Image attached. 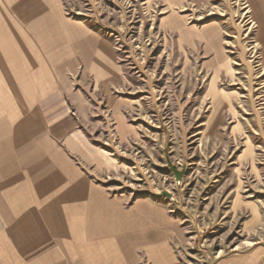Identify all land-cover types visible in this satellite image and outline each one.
<instances>
[{
    "label": "crops",
    "instance_id": "1",
    "mask_svg": "<svg viewBox=\"0 0 264 264\" xmlns=\"http://www.w3.org/2000/svg\"><path fill=\"white\" fill-rule=\"evenodd\" d=\"M66 1L0 0V264H186L172 208L105 180L112 163L90 131L123 123L128 68ZM246 2L264 50V0ZM208 264H264V251Z\"/></svg>",
    "mask_w": 264,
    "mask_h": 264
},
{
    "label": "rangeland",
    "instance_id": "2",
    "mask_svg": "<svg viewBox=\"0 0 264 264\" xmlns=\"http://www.w3.org/2000/svg\"><path fill=\"white\" fill-rule=\"evenodd\" d=\"M66 5L111 36L128 68L123 123L90 131L112 163L107 183L172 208L186 264L264 251V50L246 0ZM168 161L186 166L181 180Z\"/></svg>",
    "mask_w": 264,
    "mask_h": 264
},
{
    "label": "water",
    "instance_id": "3",
    "mask_svg": "<svg viewBox=\"0 0 264 264\" xmlns=\"http://www.w3.org/2000/svg\"><path fill=\"white\" fill-rule=\"evenodd\" d=\"M168 164H169V167L173 170V172H174V174L176 176V179L177 180H181L183 175H184V173H185L186 166H184L182 170H178V168L175 165H173L170 161H168ZM163 195L170 196V194L168 192H164V193L161 194V196H163Z\"/></svg>",
    "mask_w": 264,
    "mask_h": 264
}]
</instances>
